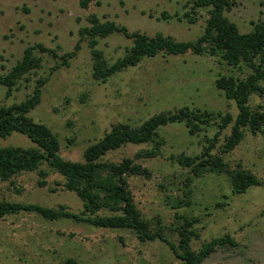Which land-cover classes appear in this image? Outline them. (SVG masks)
I'll list each match as a JSON object with an SVG mask.
<instances>
[{
  "label": "rangeland",
  "instance_id": "374dc122",
  "mask_svg": "<svg viewBox=\"0 0 264 264\" xmlns=\"http://www.w3.org/2000/svg\"><path fill=\"white\" fill-rule=\"evenodd\" d=\"M190 7L188 0H92L87 8L78 0H0V72L11 67L23 55L28 44L41 42L55 47L59 54L72 50L79 38L78 30L89 24L88 15L112 20L129 30L149 35L156 32L175 39H193L203 30L205 10L198 9L194 22L179 18ZM227 17L239 30L249 31L258 18L264 17L261 0H236ZM132 40L120 32L99 38L98 47L109 62L125 53ZM41 66L26 73L6 94L0 84V104L23 100L31 93L36 78L49 75L40 102L28 115L46 123L58 136L60 154L72 160L82 159L83 149L99 139L111 125L122 121L138 124L162 110H176L183 105L213 111L237 113L234 99L227 98L215 86L219 72L243 76L241 69L221 64L217 56L191 51L183 54L159 53L128 66L105 80L92 75L91 56L85 41L67 63L51 70L55 59L38 48ZM264 84V82H262ZM251 107L264 112V95L251 93ZM232 123V122H231ZM223 129L213 152L219 150ZM216 125L188 132L183 122L159 126L164 143L153 157H136L150 170V175H131L129 188L142 215L160 220L165 235L173 242L177 233L175 212L196 215L199 233L191 239L198 248L201 241L222 233H230L236 246L218 248L200 264H264V132L252 133L245 128L240 142L223 154L231 166L237 163L255 173L263 184L251 185L245 192L233 193L228 176L205 172L193 176L189 168L179 164L175 156L195 154L206 144L204 135L212 136ZM31 145L23 133L12 132L0 137V145ZM151 142L126 143L109 150L104 159L134 157L136 151L150 148ZM36 171H25L7 180L0 179V199L37 202L56 207L64 203L75 212L82 201L74 191L62 186L63 177L51 172L46 184H38ZM188 192L190 204L173 207L177 198ZM216 202H221L217 205ZM67 256L81 264H175L178 257L163 240H139L129 228L99 227L71 218L47 219L34 212L21 211L0 217V264H64Z\"/></svg>",
  "mask_w": 264,
  "mask_h": 264
},
{
  "label": "trees",
  "instance_id": "16d2710c",
  "mask_svg": "<svg viewBox=\"0 0 264 264\" xmlns=\"http://www.w3.org/2000/svg\"><path fill=\"white\" fill-rule=\"evenodd\" d=\"M91 1L78 0V3L87 8ZM96 2L99 3L100 0ZM189 2V9L181 15H175L194 22L198 9L203 8L207 14L202 32L193 39L179 40L161 32L149 35L139 30H129L126 25L112 20H100L96 13L91 12L88 15L89 24L79 28V38L72 50L59 54L57 48L45 46L41 42L28 44L24 47L22 57L9 69L0 72V84L5 85L6 94H10L19 79L40 67L41 56L34 52L36 48L41 52L50 53L55 59H61L52 65L51 70H54L67 63L68 58L77 53L82 40L89 48L92 75L98 80H105L110 75L159 53H207L217 56L221 64L228 67L248 68V72L243 76L219 72L214 79L215 86L227 98L235 100L236 115L233 116L229 111H213L183 105L176 110L156 112L138 124L118 121L99 139L83 149L82 159L72 160L60 154L57 134L46 123L35 121L28 115L40 102L43 86L49 78V75L40 76L36 78L31 93L23 100L0 104V137H6L16 131L25 134L32 142L28 146L0 145V179L7 180L25 171H36L40 176L38 184L45 185L49 173H58L63 180L57 183H62L64 188L76 193L82 201V209L75 212L64 203L52 207L37 202L0 199V217L26 211L40 214L50 220L65 217L99 227L129 228L141 241L157 238L165 241L178 257L175 264H200L218 248L238 244L230 233L225 232L203 240L198 248H193L191 239L199 236L194 223L200 218L179 212H175L176 224L173 228L177 233V240L171 241L165 235L159 219L150 220L142 215L128 184V177L131 175H150L149 168L135 161V158L153 157L160 153L164 139L160 136L158 128L169 122H183L191 134L198 133L212 124L216 125L212 136L204 135L206 144L200 152L192 155L180 153L175 156L179 164L189 168L191 175L200 176L205 172L223 173L228 176L233 193H242L251 185L263 184L262 179L241 164L231 166L224 160L223 154L240 142L245 128H249L252 133L264 132L263 110L259 106L251 107L249 104L251 93L264 95V17L253 21L249 31L242 32L225 14L236 0H188ZM261 3L264 6V0H261ZM114 32L124 34L132 43L127 46L123 55L109 62L103 50L98 47V41L99 38ZM229 123V133L224 134L219 150L213 152L220 134ZM129 142H151L152 145L150 148L136 151L134 157L124 156L117 161L103 158L109 150ZM189 191L190 189L184 192L183 198H177L173 207L190 204ZM63 263L81 264L73 256L65 257Z\"/></svg>",
  "mask_w": 264,
  "mask_h": 264
}]
</instances>
